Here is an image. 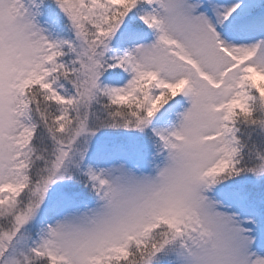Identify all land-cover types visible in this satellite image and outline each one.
I'll return each mask as SVG.
<instances>
[{"label": "snow or ice", "instance_id": "1", "mask_svg": "<svg viewBox=\"0 0 264 264\" xmlns=\"http://www.w3.org/2000/svg\"><path fill=\"white\" fill-rule=\"evenodd\" d=\"M0 264H264V0H0Z\"/></svg>", "mask_w": 264, "mask_h": 264}, {"label": "rangeland", "instance_id": "2", "mask_svg": "<svg viewBox=\"0 0 264 264\" xmlns=\"http://www.w3.org/2000/svg\"><path fill=\"white\" fill-rule=\"evenodd\" d=\"M47 2V0H46ZM38 24L46 29L47 34L50 35L51 38L55 39L61 36L66 35V32L60 31L58 28L52 27L49 23H47L48 16L44 11V6L41 5V10L39 15L36 17Z\"/></svg>", "mask_w": 264, "mask_h": 264}]
</instances>
